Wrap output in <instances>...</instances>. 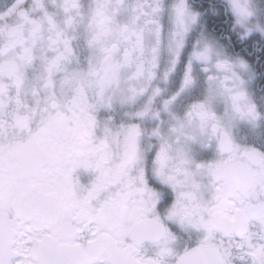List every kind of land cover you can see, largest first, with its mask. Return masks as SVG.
Here are the masks:
<instances>
[{
    "label": "snow or ice",
    "instance_id": "6c2138e0",
    "mask_svg": "<svg viewBox=\"0 0 264 264\" xmlns=\"http://www.w3.org/2000/svg\"><path fill=\"white\" fill-rule=\"evenodd\" d=\"M0 264H264V0H0Z\"/></svg>",
    "mask_w": 264,
    "mask_h": 264
}]
</instances>
